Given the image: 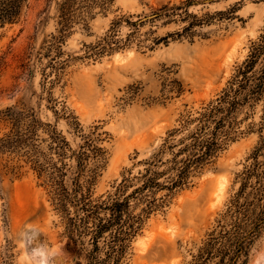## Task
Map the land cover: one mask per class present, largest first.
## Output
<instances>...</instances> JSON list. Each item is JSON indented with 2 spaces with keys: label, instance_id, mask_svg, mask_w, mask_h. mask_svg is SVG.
<instances>
[{
  "label": "rangeland",
  "instance_id": "374dc122",
  "mask_svg": "<svg viewBox=\"0 0 264 264\" xmlns=\"http://www.w3.org/2000/svg\"><path fill=\"white\" fill-rule=\"evenodd\" d=\"M48 1L27 0L19 19L0 28V118L7 117L0 122V135L12 123L30 125L34 128L30 148L38 146L43 156L40 164L47 167L50 158L57 159L55 133L62 139L58 145L67 150L77 147L80 135L96 127L104 160L93 186L94 197H105L124 175L135 173L168 130L178 128L188 113L194 115L228 85L264 25V0H192L187 6L185 0H111L106 12L89 19L87 29L75 26L61 58L68 53L74 57L58 69L46 67L43 55L56 20L54 4ZM165 3L184 6L197 19L209 21L194 25L192 35L177 36L186 24L181 17L149 21ZM226 10H234L235 17L212 16ZM118 19L120 38L133 29L125 19L145 21L139 26L140 38L173 34L157 44L149 39L141 43L153 45L151 49L133 41L101 56L86 55L83 45H94ZM245 112L238 116L242 134L210 166L190 176L189 185L163 208L144 219L119 264L191 260L237 188L234 176L258 138L255 123L260 120L261 103L256 104L253 117ZM87 166H93L92 160ZM61 230L47 188L30 165L22 157L0 153V264L84 262ZM247 264H264V233Z\"/></svg>",
  "mask_w": 264,
  "mask_h": 264
},
{
  "label": "trees",
  "instance_id": "16d2710c",
  "mask_svg": "<svg viewBox=\"0 0 264 264\" xmlns=\"http://www.w3.org/2000/svg\"><path fill=\"white\" fill-rule=\"evenodd\" d=\"M192 0H185V6ZM27 0H0V28L16 22ZM54 4L55 28L45 47L46 67L62 68L74 56L66 54L65 41L75 26L88 28V21L108 9L111 0H49ZM234 10L216 11L218 20L232 19ZM154 18L179 16L186 24L177 36L192 35L194 25L204 23L195 14H189L184 6L161 5ZM193 20H187L188 18ZM211 18V17H210ZM112 22L110 33L94 45H83L86 55L101 56L105 51L129 46L133 41L144 45L149 36L140 38L139 26L145 21L125 22L133 29L124 38L118 36V24ZM146 34V33H145ZM173 34V33H171ZM171 34L149 39L157 44ZM145 49L153 45L142 46ZM261 103L260 120L255 123L258 134L256 143L246 156V164L234 176L237 188L230 194L225 207L206 231L200 245L192 253L187 264H247L256 241L264 233V25L260 34L250 42L246 58L235 66L228 85L205 105L188 113L176 129L168 130L163 142L141 166L131 171L114 185L105 197H94L93 186L104 160V150L96 127L82 134L77 147L62 150L57 134L53 135L57 159L50 158L47 167L38 146L30 148L34 128L20 127L12 123L7 132L0 135V153L13 155L30 165L41 183L47 188L54 213L62 224L61 236L82 255L78 264H119L130 240L141 228L149 214L163 208L178 191L189 185L193 174L210 166L226 145L242 134L239 113L247 117L256 104ZM7 117L1 116L5 123ZM12 122V121H9ZM251 125L250 127H253ZM249 127V128H250ZM68 151V154H67ZM92 160V167L87 166ZM20 165L10 169L19 168ZM136 208H138L137 211Z\"/></svg>",
  "mask_w": 264,
  "mask_h": 264
},
{
  "label": "bare ground",
  "instance_id": "6f19581e",
  "mask_svg": "<svg viewBox=\"0 0 264 264\" xmlns=\"http://www.w3.org/2000/svg\"><path fill=\"white\" fill-rule=\"evenodd\" d=\"M34 243V242H33ZM36 243H38V242H36ZM36 246V248H37V245H35ZM35 250H37V249H35Z\"/></svg>",
  "mask_w": 264,
  "mask_h": 264
}]
</instances>
